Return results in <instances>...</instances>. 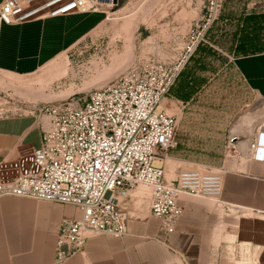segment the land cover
<instances>
[{
    "label": "built area",
    "instance_id": "2783aa9c",
    "mask_svg": "<svg viewBox=\"0 0 264 264\" xmlns=\"http://www.w3.org/2000/svg\"><path fill=\"white\" fill-rule=\"evenodd\" d=\"M115 1L110 0L112 5ZM110 2L3 0L0 35L3 25L102 11ZM218 2L209 0L205 19L192 27L179 62L148 60L85 97L38 108L39 148L0 161V197L54 201L80 210V218L60 222L54 264L82 254L90 237L124 236L121 203L140 187L146 189L150 214L159 220L160 232L167 238L175 233L183 214V195L219 199L220 172L191 169L169 177L167 160L178 147L177 120L164 107L184 64L205 40ZM245 154L264 162V128L256 132Z\"/></svg>",
    "mask_w": 264,
    "mask_h": 264
},
{
    "label": "rangeland",
    "instance_id": "374dc122",
    "mask_svg": "<svg viewBox=\"0 0 264 264\" xmlns=\"http://www.w3.org/2000/svg\"><path fill=\"white\" fill-rule=\"evenodd\" d=\"M208 4L117 0L104 5L98 27L35 73L0 71V114L37 113L45 105L85 97L148 60L179 62L186 37L205 19ZM212 20L164 100L177 120L178 147L166 165L172 178L182 170L224 173L241 164L250 140L264 128V99L234 65L245 52L264 51V0H219ZM145 191L132 193L138 212L149 210ZM215 259L216 264L256 262L255 251L233 237L224 240Z\"/></svg>",
    "mask_w": 264,
    "mask_h": 264
},
{
    "label": "crops",
    "instance_id": "0c3cea01",
    "mask_svg": "<svg viewBox=\"0 0 264 264\" xmlns=\"http://www.w3.org/2000/svg\"><path fill=\"white\" fill-rule=\"evenodd\" d=\"M104 12L103 7L102 11L3 25L0 71L35 73L98 27ZM234 65L264 99V51L239 55ZM40 143L38 113L0 114V161L30 154ZM246 157L222 173L219 199L181 197L184 211L169 238L160 232V222L150 210L138 212L131 195L121 203L126 234L90 237L84 252L64 264H216V253L228 237L255 251L256 262L249 264H264V162ZM80 217L74 205L0 197V264H54L61 220Z\"/></svg>",
    "mask_w": 264,
    "mask_h": 264
},
{
    "label": "trees",
    "instance_id": "16d2710c",
    "mask_svg": "<svg viewBox=\"0 0 264 264\" xmlns=\"http://www.w3.org/2000/svg\"><path fill=\"white\" fill-rule=\"evenodd\" d=\"M255 52H259V51H252V52H245L244 54H249V53H255Z\"/></svg>",
    "mask_w": 264,
    "mask_h": 264
},
{
    "label": "water",
    "instance_id": "95a60500",
    "mask_svg": "<svg viewBox=\"0 0 264 264\" xmlns=\"http://www.w3.org/2000/svg\"><path fill=\"white\" fill-rule=\"evenodd\" d=\"M103 2H110V0H102ZM251 12V11H250Z\"/></svg>",
    "mask_w": 264,
    "mask_h": 264
},
{
    "label": "bare ground",
    "instance_id": "6f19581e",
    "mask_svg": "<svg viewBox=\"0 0 264 264\" xmlns=\"http://www.w3.org/2000/svg\"><path fill=\"white\" fill-rule=\"evenodd\" d=\"M111 3V2H110ZM141 188V187H140Z\"/></svg>",
    "mask_w": 264,
    "mask_h": 264
}]
</instances>
